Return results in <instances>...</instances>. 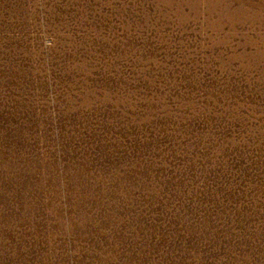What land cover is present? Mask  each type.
Returning a JSON list of instances; mask_svg holds the SVG:
<instances>
[{
	"label": "rangeland",
	"instance_id": "1",
	"mask_svg": "<svg viewBox=\"0 0 264 264\" xmlns=\"http://www.w3.org/2000/svg\"><path fill=\"white\" fill-rule=\"evenodd\" d=\"M0 264H264V0H0Z\"/></svg>",
	"mask_w": 264,
	"mask_h": 264
}]
</instances>
